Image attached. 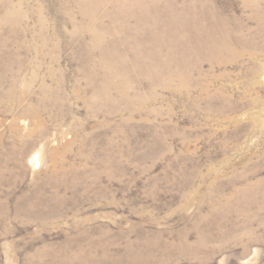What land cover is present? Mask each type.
<instances>
[{"label":"rangeland","instance_id":"374dc122","mask_svg":"<svg viewBox=\"0 0 264 264\" xmlns=\"http://www.w3.org/2000/svg\"><path fill=\"white\" fill-rule=\"evenodd\" d=\"M134 1L0 0V264H264V0Z\"/></svg>","mask_w":264,"mask_h":264},{"label":"bare ground","instance_id":"6f19581e","mask_svg":"<svg viewBox=\"0 0 264 264\" xmlns=\"http://www.w3.org/2000/svg\"><path fill=\"white\" fill-rule=\"evenodd\" d=\"M146 1H148V0H146ZM132 6H133V8H135V10H138V11L133 10L131 12V15L136 14L135 16H137L141 21H143L145 23H149L148 26L150 28H152V27L157 28V27H159L158 22H161V23L163 22L156 15V13L159 12V10H158L159 8L157 7V5L156 6L153 5V7H150L151 9H148V8H146L147 7L146 2L144 4V2L142 0H140V1L135 0L134 3L132 4ZM150 14L153 18L152 17L148 18L150 16ZM154 16L156 18H154ZM194 16H195V13H194L193 9L191 8L189 15H187V14L185 15V19H193ZM146 18H148V19H146ZM170 18H171V21L169 24L173 30L172 31L173 32V38L171 40L166 42L163 39V37L161 38L159 35V36H157L156 41H155L157 44L151 45V47L149 46L150 49L148 48L147 50H144V48H142L139 44L133 43L134 47L137 49V54H138V61L137 62L141 65V63H143L145 60L148 62L149 59H152V53L151 52L153 51L152 46H154V52H158V54H160V55L162 54V58L163 57H166V58L165 59L163 58V60L160 61V58L157 57V59H159L158 62L155 60H152L153 65L159 66L162 63L163 64L159 67H155V66L149 67L143 73L144 74L153 73V76H151V77L155 78L156 75L157 76L162 75V73H164L166 71V72H168V75H169L168 77L170 78V81L173 82L172 85L174 87V89H173L174 92L180 93V91H181L183 93V90L185 92H189L190 91V88H189L190 87V76H189L188 72L191 71V66H190L191 65V62H190L191 52L194 51L197 54L198 52H201L204 49V51L210 50L213 52V54H215V52L219 50L220 46L217 43H215L214 42L215 39L213 41V38L210 37L211 35H208L205 31H199L198 34H193L187 30H184V23L183 22H181L180 20H178L177 18H175L173 16H170ZM152 20L155 22L154 23L149 22ZM214 22L216 23V21H214ZM162 29H163V27H162ZM191 29H192V27H191ZM162 33H163V31H162ZM214 33H215V31H214ZM133 42H135V41H133ZM165 46H167V48L169 50V52H167V54L162 52V50L164 49ZM139 47H141V48H139ZM138 49H141V50H138ZM144 52H146V53H144ZM107 55H108L107 51L103 50V56H105L106 59H107ZM152 62H150L149 65H152ZM165 62H168V63L166 64ZM107 63H108V60H106V62L103 63V66H106ZM161 68H163V70ZM164 68H168V69H164ZM138 71H140L142 73V69L141 70L138 69ZM190 75H191V73H190ZM111 84L113 85V87L115 85H117L116 80L114 79L111 82ZM105 90L111 91L112 89L106 88ZM38 154L39 153H37L32 158V161L34 162V164L36 166L40 165L41 156H39Z\"/></svg>","mask_w":264,"mask_h":264}]
</instances>
